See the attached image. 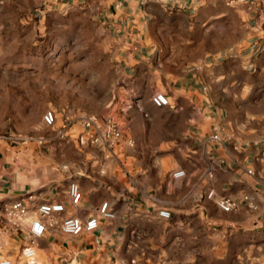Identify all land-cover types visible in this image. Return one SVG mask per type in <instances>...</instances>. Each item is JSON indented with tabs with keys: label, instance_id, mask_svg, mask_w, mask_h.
<instances>
[{
	"label": "crops",
	"instance_id": "crops-1",
	"mask_svg": "<svg viewBox=\"0 0 264 264\" xmlns=\"http://www.w3.org/2000/svg\"><path fill=\"white\" fill-rule=\"evenodd\" d=\"M47 1L60 6L48 15L107 42L120 101L101 118L124 138L111 153L82 147L78 124L59 135L69 111L49 134L0 139V216L29 194L67 203L75 182L82 201L59 221H86L103 203L115 218L79 237L49 230L43 264H264V0ZM16 12L6 28L21 48L37 25ZM157 93L168 107L153 105ZM224 198L238 210L222 211ZM25 239L11 234L5 254Z\"/></svg>",
	"mask_w": 264,
	"mask_h": 264
},
{
	"label": "rangeland",
	"instance_id": "rangeland-1",
	"mask_svg": "<svg viewBox=\"0 0 264 264\" xmlns=\"http://www.w3.org/2000/svg\"><path fill=\"white\" fill-rule=\"evenodd\" d=\"M50 8L60 6L47 0H0V135L43 136L49 134L43 123L47 111H56L59 120L69 111L101 117L120 101L103 35L92 25L82 30L48 15ZM17 10H22V24L37 25L30 32L34 40L21 48L6 28L18 18ZM261 84L264 99V80ZM43 262L38 258L36 263Z\"/></svg>",
	"mask_w": 264,
	"mask_h": 264
},
{
	"label": "built area",
	"instance_id": "built-area-1",
	"mask_svg": "<svg viewBox=\"0 0 264 264\" xmlns=\"http://www.w3.org/2000/svg\"><path fill=\"white\" fill-rule=\"evenodd\" d=\"M243 1V0H242ZM264 29V21L260 25ZM152 103L157 108H164L170 105L169 99L162 93H157L152 97ZM63 128L59 131L60 136H64L66 131L73 124H78L82 132L78 136V144L84 146H97L111 153L124 138L123 129L117 120L111 116L102 119L96 115L70 114L63 119ZM59 117L56 111H47L43 116V123L46 128L53 129L57 126ZM6 135H0V139H5ZM213 142H220V137H212ZM250 174H252L250 172ZM185 177L183 170L173 174V178L182 179ZM82 201V192L79 185L72 182L68 189L67 203L61 201H43L29 194L24 199L15 201L3 209L0 222L4 224L0 228V264H36L38 241L46 233L59 226L61 231L72 237H79L83 234H91L98 230L101 220H112L115 213L110 210L108 203H103L98 215L86 221L78 217H66L59 221L67 209V206L77 207ZM218 206L225 213L235 212L239 205L231 199H221ZM159 216L170 219L171 213L168 210H160ZM26 233V239L21 247L18 256L13 259L5 254L7 241L11 234Z\"/></svg>",
	"mask_w": 264,
	"mask_h": 264
}]
</instances>
